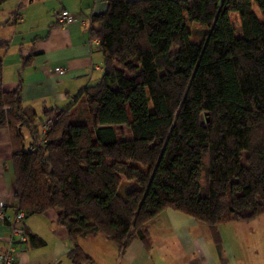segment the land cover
<instances>
[{
  "label": "trees",
  "instance_id": "1",
  "mask_svg": "<svg viewBox=\"0 0 264 264\" xmlns=\"http://www.w3.org/2000/svg\"><path fill=\"white\" fill-rule=\"evenodd\" d=\"M89 31L104 73L44 111L56 115L46 137L19 90H4L0 54V128L21 141L16 211L57 210L76 264L93 262L79 237L148 245L146 224L165 209L213 229L263 215L264 0H108ZM124 178L139 186L122 195Z\"/></svg>",
  "mask_w": 264,
  "mask_h": 264
},
{
  "label": "crops",
  "instance_id": "2",
  "mask_svg": "<svg viewBox=\"0 0 264 264\" xmlns=\"http://www.w3.org/2000/svg\"><path fill=\"white\" fill-rule=\"evenodd\" d=\"M107 1L8 0L0 9L4 90H19L23 105L38 114L40 127L44 111L69 107L85 86L103 75V54L98 40L91 39L89 26L95 14L107 10ZM62 9L75 17L66 27L56 19ZM58 67L66 72L59 74ZM23 133L29 145L30 132L23 128ZM20 146L9 125L0 128V206L6 205L8 217L0 221V251L7 245L16 212L13 155ZM256 218L213 229L190 215L165 209L146 224L148 245L134 239L122 249L101 234L79 237L77 243L93 261L79 264H264V242L258 241L259 226L253 223ZM58 220L55 209L25 216L29 234L44 242L28 240L20 245L14 264H76L69 256L74 242Z\"/></svg>",
  "mask_w": 264,
  "mask_h": 264
},
{
  "label": "built area",
  "instance_id": "3",
  "mask_svg": "<svg viewBox=\"0 0 264 264\" xmlns=\"http://www.w3.org/2000/svg\"><path fill=\"white\" fill-rule=\"evenodd\" d=\"M17 18H20L18 15ZM56 19L60 26L66 27L68 24L75 20V17L66 9H62L57 12ZM96 40V39H95ZM59 74H64L66 69L64 67L56 68ZM56 115L52 114L48 116L42 125V134L47 136V132L55 123ZM45 142V139L43 140ZM6 205L0 206V221H7L8 217L5 211ZM25 212L16 211L10 221V235L7 241V245L4 250L0 251V264H14L17 254V250L20 245L26 243L29 238L28 231L24 224Z\"/></svg>",
  "mask_w": 264,
  "mask_h": 264
},
{
  "label": "rangeland",
  "instance_id": "4",
  "mask_svg": "<svg viewBox=\"0 0 264 264\" xmlns=\"http://www.w3.org/2000/svg\"><path fill=\"white\" fill-rule=\"evenodd\" d=\"M254 10L259 15L262 16V14H261L262 12H261L260 8L255 4H254ZM231 16H232L233 24L235 25L237 32H239V29H240L239 15L237 12H232ZM116 129H117V132H118L120 137H122V136L123 137H132V132L127 126H125V125L117 126ZM138 186L139 185H138V182L136 180H129V179L124 178L122 181V184L119 188V192H120V194L125 195L130 189L136 188ZM263 219H264V214L262 216H260L259 218H256L255 222H253L256 226H259L258 230H257L256 237L258 238V241H260V242H264V229H260V228L264 227ZM259 252H261V250Z\"/></svg>",
  "mask_w": 264,
  "mask_h": 264
}]
</instances>
